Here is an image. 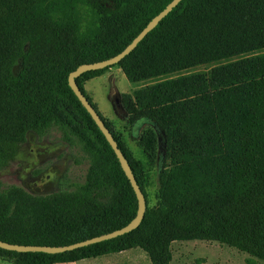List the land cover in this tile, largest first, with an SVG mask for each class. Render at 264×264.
<instances>
[{
    "label": "trees",
    "instance_id": "16d2710c",
    "mask_svg": "<svg viewBox=\"0 0 264 264\" xmlns=\"http://www.w3.org/2000/svg\"><path fill=\"white\" fill-rule=\"evenodd\" d=\"M171 1L0 0V172L29 133L42 137L51 128L88 161L82 182L48 194L0 185V241L65 246L135 217V193L68 75L119 54ZM202 65L213 66L185 73ZM113 67L132 84L156 80L120 94L141 159L84 91ZM75 82L129 163L145 198L143 219L85 247L0 248V259L73 263L139 248L151 264H170L173 242L203 240L264 262V0H181L119 63Z\"/></svg>",
    "mask_w": 264,
    "mask_h": 264
},
{
    "label": "rangeland",
    "instance_id": "374dc122",
    "mask_svg": "<svg viewBox=\"0 0 264 264\" xmlns=\"http://www.w3.org/2000/svg\"><path fill=\"white\" fill-rule=\"evenodd\" d=\"M213 65H202L186 71L204 72ZM113 80V81H112ZM148 80L132 84L127 81L123 73L113 67L98 78H94L84 85L85 94L97 108V111L119 133L126 142L129 150L136 159H141L136 139L132 134V126L126 122L124 110L116 107L113 99L115 94H131L134 90L154 83ZM115 89L117 92H115ZM88 168V161L77 146L69 147L61 140V134L56 128H51L42 137L29 133L26 142L20 147L17 156L10 165L0 172L2 187L16 186L32 195H44L59 188L63 182L68 184L82 182ZM156 168L154 169V171ZM153 174L155 175V172ZM152 175L153 184L147 189L149 205L155 203L156 181ZM66 188V187H65ZM142 252L136 257L138 264H150L148 256L139 248L126 251L123 255L108 254L97 258L79 261V264H124V256ZM171 252L177 256L181 252H190L196 255L219 256L237 263L248 257L245 253L215 241L190 240L175 241L171 244ZM143 255V256H142ZM145 255V256H144ZM264 264V262H259ZM0 264H6L1 262Z\"/></svg>",
    "mask_w": 264,
    "mask_h": 264
},
{
    "label": "water",
    "instance_id": "95a60500",
    "mask_svg": "<svg viewBox=\"0 0 264 264\" xmlns=\"http://www.w3.org/2000/svg\"><path fill=\"white\" fill-rule=\"evenodd\" d=\"M181 0H172L162 11H160L155 17H153L147 25L139 32V34L129 43L119 54L111 57L110 59L94 62V63H87L79 65L74 71H72L68 75V85L73 91L74 95L77 97L78 101L84 107V109L88 112L91 116L92 120L95 122L96 126L105 137L106 141L108 142L109 146L113 150L114 154L116 155L117 160L119 161L120 167L123 170L125 176L127 177L137 199V211L135 217L124 227L112 231L107 234H103L97 237H93L91 239H87L81 242L65 245V246H37V245H18V244H10L3 241H0V248L15 251L18 253H26V252H41L47 254H57L63 253L66 251L74 250L77 248L85 247L91 244H95L98 242H102L105 240H109L115 238L117 236H121L126 234L134 229H136L140 222L143 219L146 205H145V198L142 194L139 186L136 183V180L133 176L131 168L129 166L128 161L124 157V155L119 150L117 143L113 139L110 131L105 126L104 122L100 118L99 114L95 111L92 105L89 103L85 95L80 91L78 88L75 79L82 75L85 72L95 71L104 69L107 67H112L119 63L126 55H128L136 46L137 44L149 33L152 29L156 27V25L180 2ZM115 92L117 90L115 89ZM118 93L115 94L114 102L116 107L120 109L119 103L120 98L117 97ZM119 96V95H118Z\"/></svg>",
    "mask_w": 264,
    "mask_h": 264
},
{
    "label": "crops",
    "instance_id": "0c3cea01",
    "mask_svg": "<svg viewBox=\"0 0 264 264\" xmlns=\"http://www.w3.org/2000/svg\"><path fill=\"white\" fill-rule=\"evenodd\" d=\"M103 75H101V76H103ZM96 78H98V77H96ZM130 250H132V249H130ZM126 251H128V250H126ZM126 251H122V252H118V253H113V254H117V255L120 256V255H123ZM141 253L142 252H136L134 254L124 256V258L122 259L121 262H123L124 264H138V262L136 261L135 258L136 257H140ZM247 256L248 257H243V261L234 263V262H231L230 259L225 260V258H222V257H219V256L196 255V254H191L190 252H181L177 256H175L174 254H172V259H171L170 264H260L259 263L260 260H257V259H255L253 257H250L249 255H247ZM84 260H86V259H84ZM0 261L1 262H5L6 264H11L10 262L5 261V260H2V259H0ZM79 263L80 262L78 261V262H73V263H58V264H79ZM114 264H118V263L116 262Z\"/></svg>",
    "mask_w": 264,
    "mask_h": 264
}]
</instances>
